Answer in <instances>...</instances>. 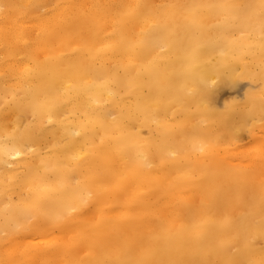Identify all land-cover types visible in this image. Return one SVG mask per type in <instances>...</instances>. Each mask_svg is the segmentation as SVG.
Instances as JSON below:
<instances>
[{
  "label": "bare ground",
  "instance_id": "6f19581e",
  "mask_svg": "<svg viewBox=\"0 0 264 264\" xmlns=\"http://www.w3.org/2000/svg\"><path fill=\"white\" fill-rule=\"evenodd\" d=\"M0 264H264V0H0Z\"/></svg>",
  "mask_w": 264,
  "mask_h": 264
},
{
  "label": "rangeland",
  "instance_id": "374dc122",
  "mask_svg": "<svg viewBox=\"0 0 264 264\" xmlns=\"http://www.w3.org/2000/svg\"><path fill=\"white\" fill-rule=\"evenodd\" d=\"M241 91H242L241 85H238V86L233 87V88H225L219 93V96H217L216 100H217L218 104H220L225 99H229V98H232L234 96L240 97ZM249 138L250 137H248L246 134H243L241 136V141L243 143H247L250 140Z\"/></svg>",
  "mask_w": 264,
  "mask_h": 264
}]
</instances>
